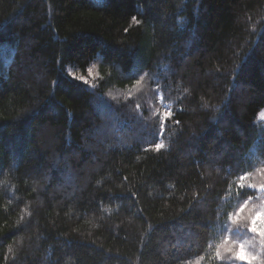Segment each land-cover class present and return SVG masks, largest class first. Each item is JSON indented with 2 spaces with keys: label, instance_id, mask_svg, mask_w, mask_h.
Instances as JSON below:
<instances>
[{
  "label": "trees",
  "instance_id": "1",
  "mask_svg": "<svg viewBox=\"0 0 264 264\" xmlns=\"http://www.w3.org/2000/svg\"><path fill=\"white\" fill-rule=\"evenodd\" d=\"M255 215L264 0H0V264H264Z\"/></svg>",
  "mask_w": 264,
  "mask_h": 264
},
{
  "label": "snow or ice",
  "instance_id": "2",
  "mask_svg": "<svg viewBox=\"0 0 264 264\" xmlns=\"http://www.w3.org/2000/svg\"><path fill=\"white\" fill-rule=\"evenodd\" d=\"M156 147H157V149H159L161 147V145L157 144ZM258 219H260V217L254 218L252 220V229L251 230L253 232H256V231L259 230L261 232V234L264 235V228H261V229H258L257 228V221H258ZM236 256L241 261H252V260H255L256 259V257L251 256L248 253L244 252L243 246H241V249H240L239 252H237Z\"/></svg>",
  "mask_w": 264,
  "mask_h": 264
},
{
  "label": "rangeland",
  "instance_id": "3",
  "mask_svg": "<svg viewBox=\"0 0 264 264\" xmlns=\"http://www.w3.org/2000/svg\"><path fill=\"white\" fill-rule=\"evenodd\" d=\"M252 212H255V211H253V210H252ZM257 217H260V218H261V215H260V216H258V215H255V218H257ZM260 221H261V219H258V221H257V225H259ZM241 246H243V250H244V252H246V253H248V254H249V251H248V249H247V247H246V243H244V242H241ZM241 246H239V248H238L237 252H239V251H240V249H241ZM237 252H236V253H237Z\"/></svg>",
  "mask_w": 264,
  "mask_h": 264
}]
</instances>
